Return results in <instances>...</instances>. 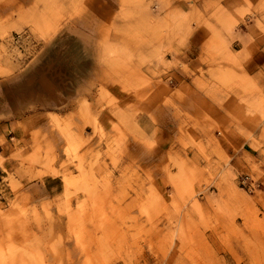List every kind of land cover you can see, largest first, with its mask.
Wrapping results in <instances>:
<instances>
[{
  "label": "rangeland",
  "instance_id": "rangeland-1",
  "mask_svg": "<svg viewBox=\"0 0 264 264\" xmlns=\"http://www.w3.org/2000/svg\"><path fill=\"white\" fill-rule=\"evenodd\" d=\"M263 7L0 0V264H264V162L213 165L186 123L156 143Z\"/></svg>",
  "mask_w": 264,
  "mask_h": 264
},
{
  "label": "crops",
  "instance_id": "crops-1",
  "mask_svg": "<svg viewBox=\"0 0 264 264\" xmlns=\"http://www.w3.org/2000/svg\"><path fill=\"white\" fill-rule=\"evenodd\" d=\"M246 19L245 28L233 30L227 38L228 59L218 66V74L197 75L193 81L196 87L181 80L190 91L184 97L185 102L165 109L170 119L159 129L161 139L156 143L161 140L162 143H188V138L178 132L186 123L187 135L201 143L213 165H222L221 159L228 158L233 169L243 171L249 168L250 162H264V120L252 127L238 118L258 120L264 113V7L252 11ZM184 61L180 59L179 66L170 67L165 63L154 64L152 70L161 73L167 69L176 74ZM225 69L235 72L240 79L231 85V79L223 77ZM187 116H196V125Z\"/></svg>",
  "mask_w": 264,
  "mask_h": 264
},
{
  "label": "built area",
  "instance_id": "built-area-1",
  "mask_svg": "<svg viewBox=\"0 0 264 264\" xmlns=\"http://www.w3.org/2000/svg\"><path fill=\"white\" fill-rule=\"evenodd\" d=\"M256 181H253V179L251 178V177H249V176H244L243 178H242V184L243 185H247L248 187H249V189H255V187L256 188H258L261 184H256L255 183Z\"/></svg>",
  "mask_w": 264,
  "mask_h": 264
}]
</instances>
